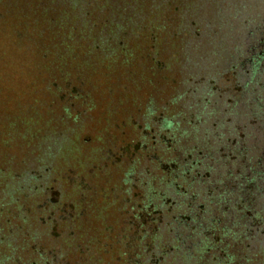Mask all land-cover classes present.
<instances>
[{"label": "trees", "instance_id": "trees-1", "mask_svg": "<svg viewBox=\"0 0 264 264\" xmlns=\"http://www.w3.org/2000/svg\"><path fill=\"white\" fill-rule=\"evenodd\" d=\"M216 3L0 0V264H264V19Z\"/></svg>", "mask_w": 264, "mask_h": 264}, {"label": "rangeland", "instance_id": "rangeland-1", "mask_svg": "<svg viewBox=\"0 0 264 264\" xmlns=\"http://www.w3.org/2000/svg\"><path fill=\"white\" fill-rule=\"evenodd\" d=\"M219 0H177L179 6H181V9L185 13V17L189 18L196 23H205L212 25L213 21L216 19V2ZM225 3L220 6L222 10H225V21L229 18L232 20L230 21V25H233L234 30L237 32L240 29L239 24L237 22H234V18L230 17L232 14L241 11L248 12L251 17H261L260 20L264 19V0H224ZM240 16V15H237ZM238 19V18H237ZM211 29V28H210ZM238 33V32H237ZM237 35L238 34H234ZM210 37H202L199 41H196V44L194 45V48L190 50V54L194 59V62L197 63L196 65L201 66L198 68V71H202V68L204 67V63H202V60H199L201 57L207 56L209 58L213 57V54L215 52L213 51V43L211 42ZM168 40L165 37L162 41V47L167 46ZM232 44L227 43L225 44V51L228 50L229 52L232 51ZM202 63V64H201ZM177 63L170 62L168 63V69L174 71L171 74V78L176 81V83H181L184 81V70L179 69L176 67ZM204 70V69H203ZM219 85L220 88L223 90H228L231 93H235V84L233 82V79L230 75H223L219 79ZM171 85H163L161 82L152 80L150 84H145L138 90H136L137 93L144 92L147 95L153 97L157 102L165 101L172 93ZM143 90V91H142ZM114 99H116V96H114ZM98 109L96 108L90 112V114L85 115L83 118V121L80 126V130L76 133L78 135H82L86 133L90 137H96L97 132L102 130L104 128V123L99 122L97 119L98 115Z\"/></svg>", "mask_w": 264, "mask_h": 264}]
</instances>
